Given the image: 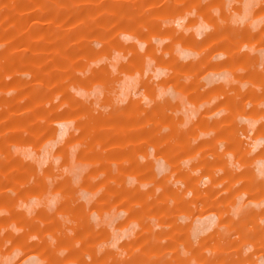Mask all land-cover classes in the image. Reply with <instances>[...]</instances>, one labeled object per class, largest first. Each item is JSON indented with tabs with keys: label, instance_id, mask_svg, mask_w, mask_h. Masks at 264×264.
I'll use <instances>...</instances> for the list:
<instances>
[{
	"label": "rangeland",
	"instance_id": "obj_1",
	"mask_svg": "<svg viewBox=\"0 0 264 264\" xmlns=\"http://www.w3.org/2000/svg\"><path fill=\"white\" fill-rule=\"evenodd\" d=\"M262 162L264 0H0V264H264Z\"/></svg>",
	"mask_w": 264,
	"mask_h": 264
},
{
	"label": "crops",
	"instance_id": "obj_2",
	"mask_svg": "<svg viewBox=\"0 0 264 264\" xmlns=\"http://www.w3.org/2000/svg\"><path fill=\"white\" fill-rule=\"evenodd\" d=\"M203 32H206V31H203ZM226 77H227V75H225V74L221 75V76L219 75V77H216V78H212L211 76H209L207 78V81L209 82L208 87H212V86L218 84L219 82H221L223 80L228 81V77L227 78ZM219 115H221V114H219ZM260 165H261L260 169H262L264 167V163L262 162Z\"/></svg>",
	"mask_w": 264,
	"mask_h": 264
},
{
	"label": "bare ground",
	"instance_id": "obj_3",
	"mask_svg": "<svg viewBox=\"0 0 264 264\" xmlns=\"http://www.w3.org/2000/svg\"><path fill=\"white\" fill-rule=\"evenodd\" d=\"M64 125V124H63Z\"/></svg>",
	"mask_w": 264,
	"mask_h": 264
}]
</instances>
